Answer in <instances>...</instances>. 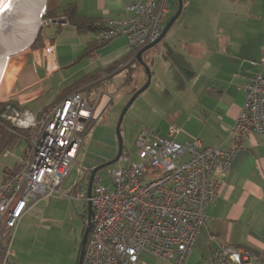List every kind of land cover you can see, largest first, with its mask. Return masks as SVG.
Masks as SVG:
<instances>
[{
  "label": "crops",
  "instance_id": "1",
  "mask_svg": "<svg viewBox=\"0 0 264 264\" xmlns=\"http://www.w3.org/2000/svg\"><path fill=\"white\" fill-rule=\"evenodd\" d=\"M132 1L48 0L52 18L44 28L47 30L41 46L29 49L30 43L7 52L11 54L0 78V98L9 88L7 99L30 113V104L43 98L44 104L35 114L38 116L60 103L65 97L58 99L59 95L76 81L89 77V84L97 88L92 87V94H83L89 103L101 100L105 106L97 123L113 103L115 90L129 87L135 78L146 83L147 76L125 36L101 43L95 32H80L69 25L62 13L73 6L79 17L105 25L124 20V8ZM177 6V0H170L166 22ZM60 18L67 23H51ZM47 43L55 47L58 71L52 74L45 73L43 47ZM263 46L264 0H182V11L173 26L142 55L151 77L148 88L134 100L139 102V114L134 112L132 116L140 119V133L146 130L167 138L168 128L174 126L178 132L171 139L177 143L199 139L208 147L237 149L224 184L214 202L205 208L206 222L183 264H213L216 252L223 248L254 256L243 264H264V134H252L240 141L230 136L244 103V85L260 72L264 77V68L252 65L259 61ZM96 123L73 161L85 185L91 170L113 159L118 150L113 133L95 139ZM81 183L76 182L73 188ZM34 205L22 216L12 237ZM10 255L4 264H8ZM137 264L172 263L141 253Z\"/></svg>",
  "mask_w": 264,
  "mask_h": 264
},
{
  "label": "built area",
  "instance_id": "2",
  "mask_svg": "<svg viewBox=\"0 0 264 264\" xmlns=\"http://www.w3.org/2000/svg\"><path fill=\"white\" fill-rule=\"evenodd\" d=\"M170 12V0H133L124 8V20L108 21L96 39L109 42L125 36L132 51L156 41ZM45 73L58 71L55 47H43ZM264 68V46L258 62ZM244 103L230 136L240 141L264 134V77L253 76L244 85ZM96 104L76 92L41 114L30 138V149L14 171L0 179V246L7 261L12 232L22 216L40 199L57 192L82 146V135L97 117ZM143 130L138 136L136 161L121 156L105 187L92 180L91 230L82 264H137L141 253L183 264L206 222L205 208L214 202L231 170L237 149L204 145L199 139L180 144ZM85 201L87 202L86 196ZM252 254L234 248L216 252L213 264H243Z\"/></svg>",
  "mask_w": 264,
  "mask_h": 264
},
{
  "label": "rangeland",
  "instance_id": "3",
  "mask_svg": "<svg viewBox=\"0 0 264 264\" xmlns=\"http://www.w3.org/2000/svg\"><path fill=\"white\" fill-rule=\"evenodd\" d=\"M47 5L48 0H46L45 8H47ZM41 15L38 28L40 27L43 30L42 35H45L47 29L44 28L49 24L50 18L48 19L46 9ZM40 30L36 31L33 38L34 41L29 45V49H33L38 46L39 41L41 42L42 39H39ZM8 58L6 57L4 61L0 62V78L3 68H6L9 62ZM136 66L141 70L139 65L135 64ZM141 74H143L142 71ZM144 84L143 80L135 78V81L128 85L129 87L127 85L122 86V88L120 87L114 91L113 103L95 125V139L99 137H103L104 139L109 133H113L115 143L117 144L115 127L123 107L130 98H128V95L133 89L139 90ZM85 86L83 91H81L82 93L92 94L95 91L89 90L87 88L88 84ZM8 91L9 88L6 94L0 98V104L15 103L7 99ZM43 101L42 98L40 101L30 104V111L33 114L27 112L28 110L22 106L23 109L21 107L18 110L11 109L8 111V116L5 115L12 126L28 129V132L26 140H22L13 150L0 155V179L5 168H13L16 164L23 162V155L30 149V138L35 120L47 111H43L38 116H35L39 108L44 104ZM138 104L139 102L137 101L132 106L133 109L130 107L131 109L123 117L120 126L122 155L129 157L132 161L137 160L135 142L141 128L139 124L140 119L137 120L132 116L134 112H136V115L139 114ZM90 136L91 133L82 137L84 147L85 142ZM78 167L77 162L71 166L67 177L58 187L56 193L47 198H42L35 203L33 211L28 215L23 224L20 225L18 234H14L12 237L9 245L11 255L8 258V264H77L80 241L86 219V185L83 184L84 180H81ZM114 168L115 165L113 164L101 168L96 172V177L101 181L103 186L112 187L109 174ZM79 181L82 183L79 184L78 188L73 190V185Z\"/></svg>",
  "mask_w": 264,
  "mask_h": 264
},
{
  "label": "bare ground",
  "instance_id": "4",
  "mask_svg": "<svg viewBox=\"0 0 264 264\" xmlns=\"http://www.w3.org/2000/svg\"><path fill=\"white\" fill-rule=\"evenodd\" d=\"M45 3L46 0H0V61L11 54L7 53L10 50H20L31 43ZM22 42L25 43L18 45Z\"/></svg>",
  "mask_w": 264,
  "mask_h": 264
},
{
  "label": "water",
  "instance_id": "5",
  "mask_svg": "<svg viewBox=\"0 0 264 264\" xmlns=\"http://www.w3.org/2000/svg\"><path fill=\"white\" fill-rule=\"evenodd\" d=\"M177 5L178 6H177V10H176L175 14L165 23V25H164V27H163V29L161 31V34L159 35L158 39L156 41H154L153 43H150V44L146 45L145 47L141 48L140 50H138L136 52L135 59H136L137 63L143 67V69H144V71L146 73V76H147V81L144 84V86H142L139 90L135 91L132 94V96L130 97V99L128 100V102L123 107V109H122V111L120 113L118 122H117L116 127H115V133H116L117 145H118L117 154L114 156L113 159H111V160H109V161H107V162L99 165L96 168H93L91 170V172H90V175H89V178H88L89 179L88 180V185H87V189H86V199H87V202H86V224H85V227L83 229L82 236H81L79 253H78V258H77V264H82L83 256H84V250H85V245H86L87 238H88V235L90 233L91 225H92L91 224L92 207H91V203H90V200H89L90 197H91V191H92V180H93L96 172L99 169L115 164L116 161L118 160V158L122 154V150L123 149H122V141H121V137H120V126H121L122 119H123L124 115L126 114L128 108L134 102V100L141 93H143L148 88V86L150 84V77H151L150 76V71H149V68L147 67V65L143 62L142 55L146 51H148L151 48H153L154 46H156L165 37V35L167 34V32L170 30V28L173 26V24L175 23V21L178 19L179 15H180V13L182 11V0H177ZM51 23H53V24H65V23H67V21L65 19H63V18L62 19L60 18V19H54V20H52ZM40 29L41 28L39 27L36 31L38 32ZM33 41H34V39L32 40V42ZM104 109H105V106H102L101 100H98V102L95 105V109H94V114H97L96 115L97 117H95L88 124V126L84 130L80 131V134L83 137H85L90 132V130L92 129V127L96 123V120L98 119V116L102 113V111H104Z\"/></svg>",
  "mask_w": 264,
  "mask_h": 264
},
{
  "label": "trees",
  "instance_id": "6",
  "mask_svg": "<svg viewBox=\"0 0 264 264\" xmlns=\"http://www.w3.org/2000/svg\"><path fill=\"white\" fill-rule=\"evenodd\" d=\"M46 13L48 15V19L52 18L51 12L49 11L48 6L46 8ZM62 16L65 17V19L68 21L69 25L73 26L74 28H76L80 32L81 31H93L96 33L97 31L103 29L104 26L106 25V24L105 25H97L95 22H93L91 20L79 17L76 14L75 7H73V6L67 7L63 11ZM42 33H43V30L41 29L39 32V39L40 38L42 39V37H43ZM100 42L104 43L102 41H100ZM33 45H35V44H33ZM39 46H41L40 41H39L38 46H36V47H39ZM36 47H34V48H36ZM134 52H136V51H134ZM88 79H89V77H85L84 79H80V80L76 81L72 86H70L67 89V91L65 93L60 94L58 99L59 98L62 99L64 97L66 98V96L69 93H72V92L78 90L79 88L84 87L85 85L89 84L91 82L92 78L89 80ZM90 84H89V86H90L89 90L93 89L92 87L97 88L94 84H92V85H90ZM20 107L23 109V107L19 106V104L16 102L15 103H9V104H0V155L13 150L15 147H17L19 145V143L22 140H26V134L28 132V129L18 128V127L12 126L10 121H8V119L5 117V115L8 116L9 110H11V109H17L18 110ZM16 167H17V165L13 168H6L3 172V174L14 171L16 169ZM76 188L77 187L73 188V190ZM85 215H86V211H85ZM85 224H86V219L84 222V227H85ZM82 233H83V231H82ZM5 251H6V247L0 246V259H1L2 255L4 254Z\"/></svg>",
  "mask_w": 264,
  "mask_h": 264
},
{
  "label": "flooded vegetation",
  "instance_id": "7",
  "mask_svg": "<svg viewBox=\"0 0 264 264\" xmlns=\"http://www.w3.org/2000/svg\"><path fill=\"white\" fill-rule=\"evenodd\" d=\"M87 185H88V183L86 184V189H87Z\"/></svg>",
  "mask_w": 264,
  "mask_h": 264
}]
</instances>
